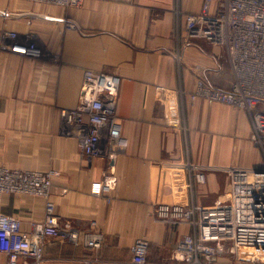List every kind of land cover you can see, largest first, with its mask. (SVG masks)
Here are the masks:
<instances>
[{"label": "crops", "instance_id": "1", "mask_svg": "<svg viewBox=\"0 0 264 264\" xmlns=\"http://www.w3.org/2000/svg\"><path fill=\"white\" fill-rule=\"evenodd\" d=\"M202 2L84 0L62 7L0 0V166L53 171L58 223L69 220L104 237L96 250L45 237L41 264H129L138 237L148 241L149 264L175 263L176 244L191 227L163 223L155 206H210L229 196L227 168L264 167L246 110L190 97L197 79L218 88L232 80L223 49L186 39L176 11L196 12ZM17 43L34 44L38 54L19 53ZM86 69L121 79L115 113L122 140L113 162L81 155L60 115L76 106ZM187 163L204 169L203 183L189 184ZM107 168L115 187L93 193ZM0 210L30 232L31 222L44 217V200L5 194Z\"/></svg>", "mask_w": 264, "mask_h": 264}, {"label": "built area", "instance_id": "2", "mask_svg": "<svg viewBox=\"0 0 264 264\" xmlns=\"http://www.w3.org/2000/svg\"><path fill=\"white\" fill-rule=\"evenodd\" d=\"M62 7H78L84 0H28ZM181 15L187 40L202 39L223 49L232 72L228 87L218 88L201 79L194 83L191 99L201 98L241 108L249 113L250 139L264 147V0H203L196 12ZM73 27V25H69ZM11 36H15L11 33ZM13 48L36 56L34 44L17 43ZM121 79L113 73L86 69L75 107L61 108L62 120L79 140L81 155L103 154L113 158L121 142L120 121L115 113ZM189 184L205 181L204 169L186 165ZM229 196L210 206L160 204L155 216L167 224L187 223L192 232L176 244L175 263L164 264H264V167L227 168ZM54 172L11 169L0 166V196L26 194L44 200V217L31 222V231L21 229L16 215L0 210V253L5 264H41L45 237L68 239L91 250L101 247L104 237L97 229L82 230L71 221L59 224L54 212L51 185ZM117 179L107 168L93 193L113 189ZM129 264H149L148 241L136 238L131 245ZM90 260H85L89 264Z\"/></svg>", "mask_w": 264, "mask_h": 264}, {"label": "rangeland", "instance_id": "3", "mask_svg": "<svg viewBox=\"0 0 264 264\" xmlns=\"http://www.w3.org/2000/svg\"><path fill=\"white\" fill-rule=\"evenodd\" d=\"M263 149H264V147H263ZM262 154L264 156V150H263ZM222 264H234V263L230 261V262H225V263H222Z\"/></svg>", "mask_w": 264, "mask_h": 264}, {"label": "water", "instance_id": "4", "mask_svg": "<svg viewBox=\"0 0 264 264\" xmlns=\"http://www.w3.org/2000/svg\"><path fill=\"white\" fill-rule=\"evenodd\" d=\"M113 161H114V159L112 158V159H111V162H113Z\"/></svg>", "mask_w": 264, "mask_h": 264}]
</instances>
